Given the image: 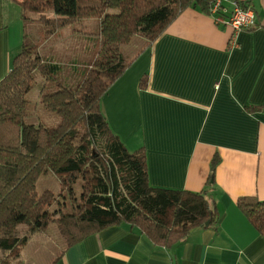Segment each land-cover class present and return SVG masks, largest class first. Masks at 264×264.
Masks as SVG:
<instances>
[{
	"label": "trees",
	"instance_id": "1",
	"mask_svg": "<svg viewBox=\"0 0 264 264\" xmlns=\"http://www.w3.org/2000/svg\"><path fill=\"white\" fill-rule=\"evenodd\" d=\"M1 1L19 8L22 46L0 80V264H23L28 235L52 224L64 241L61 254L119 225L137 229L165 249L184 241L194 229L216 230L220 217L208 189L214 185L219 159L211 161L208 189L152 187L145 149H126L111 131L100 101L133 62L134 57L127 59L122 51L134 37L146 40L137 56L183 9L197 7L212 15L217 0ZM80 19L97 20V46L87 67L72 69L74 85L66 86L60 83L67 80L59 77V65L37 53L32 33L36 29L47 39ZM36 73L54 84L53 90L41 93L40 101L43 110L57 116L54 126L26 122L33 109L27 95ZM147 84L143 75L138 89L145 90ZM255 109L248 107L250 112ZM50 173L59 180V193L38 194V179ZM236 208L264 238V201L241 197ZM20 226L26 227L24 235L17 231Z\"/></svg>",
	"mask_w": 264,
	"mask_h": 264
},
{
	"label": "crops",
	"instance_id": "2",
	"mask_svg": "<svg viewBox=\"0 0 264 264\" xmlns=\"http://www.w3.org/2000/svg\"><path fill=\"white\" fill-rule=\"evenodd\" d=\"M228 1L255 11L253 30L234 33L200 8H185L100 101L126 149H145L152 187L208 189L211 161L219 159L208 189L217 229H194L165 249L135 228L113 226L66 249L54 264H264V238L236 208L241 197L264 201V0ZM21 46L19 8L0 0V80ZM143 75L147 88L139 90ZM59 77L71 80L62 70ZM47 82L44 90H53Z\"/></svg>",
	"mask_w": 264,
	"mask_h": 264
},
{
	"label": "rangeland",
	"instance_id": "3",
	"mask_svg": "<svg viewBox=\"0 0 264 264\" xmlns=\"http://www.w3.org/2000/svg\"><path fill=\"white\" fill-rule=\"evenodd\" d=\"M97 26L96 19H80L66 28L58 30L53 36L43 39L42 33L34 30L32 35L38 41L37 53L44 57L52 58L53 64H57L62 68L64 77L71 79L67 82L60 83L66 86H73L76 80L71 76L73 68L84 69L87 67L92 53L97 46ZM37 33V34H36ZM146 40L140 37H134L131 42L124 46L123 55L128 59L134 57L145 45ZM36 84L30 94L27 95L28 100L33 106L31 113L27 116V123H36L40 121L48 126L51 125V119L58 118L53 113L43 110L40 103L42 92L44 90L45 77L41 74L35 75ZM57 79V75L53 78ZM59 180L50 173L38 179L36 192L41 194L44 191H51L55 195L59 193ZM61 199V198H59ZM56 206L52 208V211ZM20 235H24L26 227L20 226L18 230ZM64 241L60 237L56 226L50 225L46 230L41 232H33L28 235V241L21 252V260L23 264H48L52 262L64 249Z\"/></svg>",
	"mask_w": 264,
	"mask_h": 264
},
{
	"label": "built area",
	"instance_id": "4",
	"mask_svg": "<svg viewBox=\"0 0 264 264\" xmlns=\"http://www.w3.org/2000/svg\"><path fill=\"white\" fill-rule=\"evenodd\" d=\"M227 2L231 3V9L225 7ZM211 11L216 23L230 26L234 33L247 31L256 26L255 11L250 6L241 7L237 2L217 0Z\"/></svg>",
	"mask_w": 264,
	"mask_h": 264
},
{
	"label": "water",
	"instance_id": "5",
	"mask_svg": "<svg viewBox=\"0 0 264 264\" xmlns=\"http://www.w3.org/2000/svg\"><path fill=\"white\" fill-rule=\"evenodd\" d=\"M206 225H208V223H206Z\"/></svg>",
	"mask_w": 264,
	"mask_h": 264
}]
</instances>
